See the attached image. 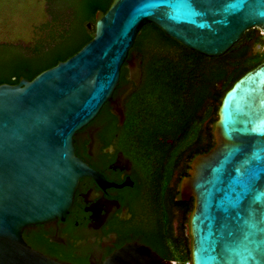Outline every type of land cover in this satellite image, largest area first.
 <instances>
[{
    "label": "water",
    "instance_id": "95a60500",
    "mask_svg": "<svg viewBox=\"0 0 264 264\" xmlns=\"http://www.w3.org/2000/svg\"><path fill=\"white\" fill-rule=\"evenodd\" d=\"M146 23L190 50L220 56L248 30L264 31V0H112L97 10L93 36L76 53L32 79L1 83L0 264H70L34 249L24 232L70 220L85 177L104 188L135 186L109 183L78 157L75 135L115 98L121 66ZM112 112L122 123V106ZM211 132L213 146L191 159L178 184L177 199H193L189 264H264V61L225 92ZM101 264L171 262L130 243Z\"/></svg>",
    "mask_w": 264,
    "mask_h": 264
},
{
    "label": "trees",
    "instance_id": "16d2710c",
    "mask_svg": "<svg viewBox=\"0 0 264 264\" xmlns=\"http://www.w3.org/2000/svg\"><path fill=\"white\" fill-rule=\"evenodd\" d=\"M111 1L51 0V14L64 21L62 31L44 45L0 43V84H15L20 76L32 79L76 53L93 36L87 24H93L97 10L105 12ZM258 32L248 30L220 56H205L165 36L155 24H144L128 53L140 58L143 76L126 99L125 134L135 133L142 152L159 137L179 140L189 156L208 151L214 144L211 125L221 98L235 81L264 61V51L251 54L252 44L261 43ZM126 73L122 64L118 87L127 82ZM98 117L107 121V130L114 129L115 119L106 105ZM172 148L167 143L161 146L159 163ZM191 209L192 200L184 203L181 235ZM176 239L182 241V249L173 256L179 261L175 264L189 263L187 237L177 234Z\"/></svg>",
    "mask_w": 264,
    "mask_h": 264
},
{
    "label": "flooded vegetation",
    "instance_id": "af4514ba",
    "mask_svg": "<svg viewBox=\"0 0 264 264\" xmlns=\"http://www.w3.org/2000/svg\"><path fill=\"white\" fill-rule=\"evenodd\" d=\"M132 63L139 72L130 70ZM123 64L127 82L120 87L117 84L115 98L104 104L115 119L114 129L107 130V121L97 115L75 139L78 157L87 160L109 183L135 182V186L104 188L91 176L85 177L84 186L77 188L70 220L60 219L24 232L30 246L58 261L101 264L120 247L134 243L175 264L179 261L173 256L182 249L177 234L186 236L188 242L187 220L182 235L179 225L186 201H179L177 194L196 154L189 156L179 140L163 137L142 152L135 133L125 134L126 99L140 86L143 70L135 53L127 55ZM132 76L138 77L137 83ZM117 105L123 108L122 123L112 112ZM164 142L173 148L159 163L158 152Z\"/></svg>",
    "mask_w": 264,
    "mask_h": 264
},
{
    "label": "rangeland",
    "instance_id": "374dc122",
    "mask_svg": "<svg viewBox=\"0 0 264 264\" xmlns=\"http://www.w3.org/2000/svg\"><path fill=\"white\" fill-rule=\"evenodd\" d=\"M49 2L0 0V43L44 45L58 35L65 24L61 17L51 14ZM258 31L261 43L252 44L251 54L264 51V31Z\"/></svg>",
    "mask_w": 264,
    "mask_h": 264
},
{
    "label": "built area",
    "instance_id": "2783aa9c",
    "mask_svg": "<svg viewBox=\"0 0 264 264\" xmlns=\"http://www.w3.org/2000/svg\"><path fill=\"white\" fill-rule=\"evenodd\" d=\"M186 264H189L188 262Z\"/></svg>",
    "mask_w": 264,
    "mask_h": 264
}]
</instances>
